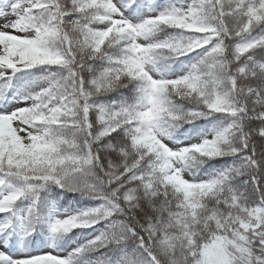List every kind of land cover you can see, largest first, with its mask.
Instances as JSON below:
<instances>
[{"label": "snow or ice", "instance_id": "snow-or-ice-1", "mask_svg": "<svg viewBox=\"0 0 264 264\" xmlns=\"http://www.w3.org/2000/svg\"><path fill=\"white\" fill-rule=\"evenodd\" d=\"M0 264H264V0H0Z\"/></svg>", "mask_w": 264, "mask_h": 264}]
</instances>
